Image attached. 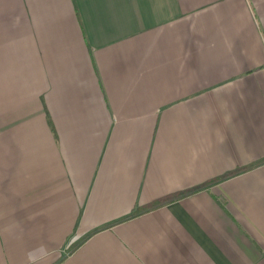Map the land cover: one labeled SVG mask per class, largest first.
<instances>
[{"label": "crops", "instance_id": "1", "mask_svg": "<svg viewBox=\"0 0 264 264\" xmlns=\"http://www.w3.org/2000/svg\"><path fill=\"white\" fill-rule=\"evenodd\" d=\"M263 160L264 0H0V264H264Z\"/></svg>", "mask_w": 264, "mask_h": 264}, {"label": "trees", "instance_id": "2", "mask_svg": "<svg viewBox=\"0 0 264 264\" xmlns=\"http://www.w3.org/2000/svg\"><path fill=\"white\" fill-rule=\"evenodd\" d=\"M263 164H264V160L261 161V162H259V163H255V164H253L252 166H250V167H248V168H246V169H241V170H239L237 173H240V172H242V171H244V170H250V169H253V168L259 167V166H261V165H263ZM235 174H236V173H235ZM233 175H234V174H233ZM178 198H179V196L172 197V198H170V199H166V200H161V201H158V202H156V203L151 204L150 206H148V207H146V208H144V209H138V210L135 211L131 216H129L128 218H126V219H124V220H128V219H131V218H135V217H137V216H139V215H141V214H144V213H147V212H150V211L156 210V209H158V208L164 207V206H166V205H168V204L174 202V201L177 200ZM122 221H123V220H122ZM111 226H112V225H109V226H106V227L99 228V229L96 230L95 232L105 230L106 228L111 227ZM95 232H93V233H95ZM88 237H89V236H88ZM88 237H86V239H87ZM84 240H85V239H84ZM84 240H81L80 242H78L77 246L81 245L82 242H83Z\"/></svg>", "mask_w": 264, "mask_h": 264}, {"label": "rangeland", "instance_id": "3", "mask_svg": "<svg viewBox=\"0 0 264 264\" xmlns=\"http://www.w3.org/2000/svg\"><path fill=\"white\" fill-rule=\"evenodd\" d=\"M65 252V251H64ZM66 255V254H65Z\"/></svg>", "mask_w": 264, "mask_h": 264}]
</instances>
